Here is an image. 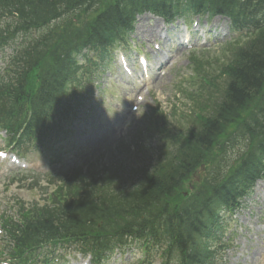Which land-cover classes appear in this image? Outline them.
<instances>
[{
    "label": "trees",
    "instance_id": "16d2710c",
    "mask_svg": "<svg viewBox=\"0 0 264 264\" xmlns=\"http://www.w3.org/2000/svg\"><path fill=\"white\" fill-rule=\"evenodd\" d=\"M168 1H175V7H189L193 1L204 9V0ZM163 3L0 0V20L11 17V36L21 26L39 30L55 19L60 22L17 51L0 77V93L7 97L5 102L0 99V124L10 137L21 143L42 141L53 128V117H64L69 110L66 93L80 68L76 50L87 43L97 45L103 60L108 43L131 24L137 11H161L166 6ZM222 4L236 20L257 25L258 30L241 43L228 63L226 86L218 100L191 125L182 126L173 139L172 152L162 151L151 167L141 171V178L127 177V190H132L128 195L117 191L115 182L120 175L116 168L111 174L99 168L102 176L96 183L88 178L92 168L97 169L91 164L87 170L77 168L66 179L67 195L55 206H30L20 217L4 218L14 255L27 261L29 252L48 242L73 241L100 258L112 245L139 238L163 244L160 253L166 262L204 264L210 251L205 239L210 237L208 226L219 205L245 193L264 168V0H226ZM94 5L98 12L91 9ZM5 38L6 33L0 46ZM18 61L20 65L15 64ZM252 101L253 109L247 112ZM199 107L203 112L204 104ZM246 133L251 134L247 157L224 181L204 182V174L194 181L201 165L215 158L217 144L223 148ZM191 182L193 190L188 191Z\"/></svg>",
    "mask_w": 264,
    "mask_h": 264
},
{
    "label": "rangeland",
    "instance_id": "374dc122",
    "mask_svg": "<svg viewBox=\"0 0 264 264\" xmlns=\"http://www.w3.org/2000/svg\"><path fill=\"white\" fill-rule=\"evenodd\" d=\"M152 17L150 14H144L135 19V28L130 39L140 45L138 47L144 46L145 38L157 39L160 32H164L156 21L158 32L155 37L156 25L152 24L154 21ZM173 25L175 26L176 22ZM150 28L151 34L146 33ZM139 29L144 30L143 33H140ZM165 34H168L167 31ZM179 34L180 28H172L168 40L163 42L165 48L173 46L172 50H176L179 45L177 42ZM199 35V33L193 35L194 42H198ZM207 52L209 56L213 55L212 51ZM201 53L203 59L207 58L204 51H199V54ZM189 62L190 58L185 51L182 52V58L177 59L176 54L170 52L166 57L158 58L157 66L153 61L150 68L151 78L145 80L143 84L134 72L135 81L127 78L114 60L110 69L103 71L96 79L97 83L90 90L91 97L78 105L74 116L68 115L63 119L61 126L67 133L61 140L51 149L42 151L40 155L33 151L35 156H32L28 169L24 171L8 170L7 164H0V213L5 208L18 210L20 205L43 204L48 198L46 194L56 186L54 176L59 170L65 172L72 166L84 163L87 166L89 164L97 166L111 174L117 163L126 165L120 159L128 154L127 146L131 153L136 150L135 144L139 142L155 147L158 140L154 134L146 131L144 123L146 120L164 113L163 115L176 128L185 125V120L180 114H194L198 109L197 105L193 106L194 101L184 90L192 94L198 90L197 84L201 81L197 76L196 83L187 79L192 75ZM160 70H165L166 73L161 75ZM138 72L140 73L139 69ZM147 88L150 90L148 93ZM138 92L144 95V100L137 111L128 114L129 106L134 102ZM202 92L204 94V90ZM113 111L115 112L112 114ZM126 159L128 162L127 156ZM139 159V156H136L134 160L138 162ZM49 177L53 181H48ZM259 188L264 193L262 184ZM246 209H250L251 213L244 211L241 215L244 223L239 225L245 228L247 236L234 239L236 244L234 243L233 248L226 253L228 262L225 260L222 264H264V200L256 195V189L248 198ZM6 212L9 210L6 209ZM258 226L263 227V230L260 231ZM250 230L257 236H251ZM136 258L133 253L123 257L113 254L104 260L103 264L136 263ZM83 260L85 257L71 251L60 264H81ZM155 260H158L157 256Z\"/></svg>",
    "mask_w": 264,
    "mask_h": 264
},
{
    "label": "bare ground",
    "instance_id": "6f19581e",
    "mask_svg": "<svg viewBox=\"0 0 264 264\" xmlns=\"http://www.w3.org/2000/svg\"><path fill=\"white\" fill-rule=\"evenodd\" d=\"M143 31H144V30H142V29H139V32H140V33H143ZM147 32H148V33H151V32H152V30H151V29H149V30H147ZM101 134H102V133H101Z\"/></svg>",
    "mask_w": 264,
    "mask_h": 264
},
{
    "label": "clouds",
    "instance_id": "9594fccd",
    "mask_svg": "<svg viewBox=\"0 0 264 264\" xmlns=\"http://www.w3.org/2000/svg\"><path fill=\"white\" fill-rule=\"evenodd\" d=\"M106 111H107V110H106ZM114 112H115V111H113V112H112V114H113ZM107 113H108V112H107ZM112 114H111V115H109V114H108V115L111 117V116H112ZM141 115H143V114H141ZM141 115H139V116H141ZM137 116H138V115H137Z\"/></svg>",
    "mask_w": 264,
    "mask_h": 264
}]
</instances>
